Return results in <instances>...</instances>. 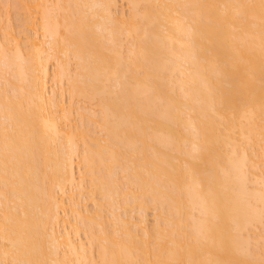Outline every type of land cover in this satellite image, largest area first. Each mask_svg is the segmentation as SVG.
<instances>
[{
	"label": "bare ground",
	"instance_id": "bare-ground-1",
	"mask_svg": "<svg viewBox=\"0 0 264 264\" xmlns=\"http://www.w3.org/2000/svg\"><path fill=\"white\" fill-rule=\"evenodd\" d=\"M117 1L0 0V264H264V0Z\"/></svg>",
	"mask_w": 264,
	"mask_h": 264
},
{
	"label": "rangeland",
	"instance_id": "rangeland-1",
	"mask_svg": "<svg viewBox=\"0 0 264 264\" xmlns=\"http://www.w3.org/2000/svg\"><path fill=\"white\" fill-rule=\"evenodd\" d=\"M121 8L123 9V13H124V14L127 13V14H125V15H128L129 10H130L129 5H128L126 2H124V1L118 0V1H117V9H118V12H121V10H122ZM120 9H121V10H120ZM119 10H120V11H119ZM9 13H10V18H9L10 21L8 22V24H7V23H6V24H7V25H11V27H13V29H12V31H13V32H12V35H13V34L16 35V34H17V31H18L19 29H21L20 26H21V24H22L21 22L24 20V19H23V18H24V17H23L24 15L22 16V14H20V15L17 14V15H19V19L21 18V16L23 17V18H21V19H22L21 22H19V21H18V18H16V15H15L14 10H10ZM21 13H22V12H21ZM2 15H3V16H2ZM4 15H6V14H5V8H3L2 5L0 4V17L2 16L1 19L5 17ZM17 17H18V16H17ZM1 19H0V20H1ZM2 20H3V19H2ZM5 20H6V19H5ZM5 20H4V21H5ZM6 21H7V20H6ZM19 23H20V26H19ZM0 24H1L0 28H2V27H4V24H5V23L2 24V22H1ZM12 25H13V26H12ZM19 27H20V28H19ZM1 30H2V29H1ZM1 32H3V31H1ZM1 32H0V33H1ZM26 33L28 34V33H30V32H29V31H26ZM52 63H53V61L49 63V66H50V67H49V72H50V74H53V72H54V71H53L54 68H53L52 65H51ZM71 63H73V62H71ZM70 67L74 68L73 64H72ZM52 71H53V72H52ZM49 85H51V83H49ZM63 85H64V86H63L64 89L66 90V89H67V88H66V86H67V85H66V82H63ZM55 88H56V87H55ZM63 97H64V101H66L65 104H67L68 101H69V96H68V94H67L66 92H64ZM73 103H74V107H75V108L80 107V108H83V109H84V108H88V107H89L91 110H92V108H93V110L95 109L94 111H96L97 108H98L97 106H95V104L93 105V103H95V102H91V103H88V104H87V101H86V103H85V101L83 102L81 99H76V100L73 101ZM90 104H91V105H90ZM89 108H88V109H89ZM80 111H81V110H80ZM82 111H83V110H82ZM87 111H89V110H87ZM87 111L84 110L83 112H87ZM97 111H98V110H97ZM97 111H96V113H97ZM97 114H99V113H97ZM72 118H73V120H75V123H76V124H74V125H77V124L80 122V120H79V116H78V115L75 114V115H73ZM72 123H74V121H73ZM79 125H80V123H79ZM93 127H94V126H90L89 128H90V129H91V128L93 129ZM93 130H94V131H93ZM93 130H91V131H93L92 133H94V135H92V136L99 137V139H100V138H101V139L104 138L102 134H99V132H98L99 130H98L97 128H95V129H93ZM80 143H81V142H80ZM75 171H76L75 173H76V175H77V173H78V169L75 168ZM119 175H120V174H118V177H119ZM77 176H78V175H77ZM121 176H122V175H121ZM122 178H123V177H122ZM122 178L120 177V179H122ZM122 180H123V179H122ZM123 181H124V180H123ZM123 181H122V182H123ZM122 182H120V183H122ZM99 197H100V196H99ZM99 197L97 196V197H96V200H98ZM99 201H100V200H98V202H99ZM87 202H89V201H87ZM86 204H87L86 206L88 207V209H89V210L92 209L91 211H93V209L95 208V206L93 205V203H92V202H89V203H86ZM93 206H94V208H93ZM135 210L137 211V209H135ZM135 210H134V213H135ZM153 210H154V209H149L148 211L145 212L146 218L149 219V220H148V219H147V220H148V222H150L151 224H153V218H154V214H153V213H157L156 210H154V211H153ZM106 211H107V213H110V212H109L110 210H106ZM120 211H122V210H120ZM155 211H156V212H155ZM118 212H119V211H118ZM138 212H139V210L136 212L137 214H135V215H134V213H133V214L131 213V214H132V217H133V216H134V217H135V216L137 217V215L141 214V212H140L139 214H138ZM104 213H105V212H104ZM104 213H103V214H104ZM107 213H105L106 216H107ZM147 213H148V214H147ZM123 214H124V213H123ZM120 215H121V214H120ZM147 215H148V216H147ZM122 216H123V215H122ZM139 216H140V215H139ZM110 217H111V216H109V218H110ZM136 217H135V218H136ZM107 218H108V216H107ZM109 218H108V220H109ZM137 218H138V217H137ZM137 218H136V219H137ZM106 220H107V219H106ZM150 223H148V224L150 225ZM108 227H110V226H108ZM260 229H261V228H260ZM261 230H262V229H261ZM109 231H110V230H109ZM81 235H82V234H81ZM82 236H83V237H82ZM82 236H81V238L83 239V241H84V242H87V240L84 239V235H82ZM85 240H86V241H85ZM94 256H95V258H97L95 251H94ZM97 259H98V258H97Z\"/></svg>",
	"mask_w": 264,
	"mask_h": 264
}]
</instances>
